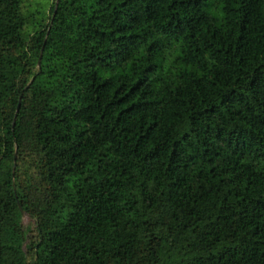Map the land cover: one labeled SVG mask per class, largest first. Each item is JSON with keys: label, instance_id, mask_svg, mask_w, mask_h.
Listing matches in <instances>:
<instances>
[{"label": "trees", "instance_id": "16d2710c", "mask_svg": "<svg viewBox=\"0 0 264 264\" xmlns=\"http://www.w3.org/2000/svg\"><path fill=\"white\" fill-rule=\"evenodd\" d=\"M0 264H264V0H0Z\"/></svg>", "mask_w": 264, "mask_h": 264}, {"label": "rangeland", "instance_id": "374dc122", "mask_svg": "<svg viewBox=\"0 0 264 264\" xmlns=\"http://www.w3.org/2000/svg\"><path fill=\"white\" fill-rule=\"evenodd\" d=\"M52 0H21V9L24 13H35L37 11L48 13V7L50 6ZM213 10H215L213 8ZM170 50L162 51L158 55L157 66L161 68L162 72L167 76H171V69L169 70L168 65L171 60ZM22 224L28 230V234L32 233V223L27 216H22Z\"/></svg>", "mask_w": 264, "mask_h": 264}, {"label": "water", "instance_id": "95a60500", "mask_svg": "<svg viewBox=\"0 0 264 264\" xmlns=\"http://www.w3.org/2000/svg\"><path fill=\"white\" fill-rule=\"evenodd\" d=\"M55 3H56V0H55ZM17 107H18V104H17ZM17 107H16V109H17ZM18 208L20 209L19 205H18ZM20 211H21V209H20Z\"/></svg>", "mask_w": 264, "mask_h": 264}]
</instances>
